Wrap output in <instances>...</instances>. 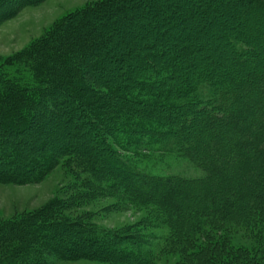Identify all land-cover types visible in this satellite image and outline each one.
<instances>
[{"label":"trees","instance_id":"1","mask_svg":"<svg viewBox=\"0 0 264 264\" xmlns=\"http://www.w3.org/2000/svg\"><path fill=\"white\" fill-rule=\"evenodd\" d=\"M153 1L76 11L20 53L29 76L0 70V182L73 155L91 181L152 207L174 264H264V0ZM118 135L201 175L141 172L111 147ZM83 199L1 221L0 264L150 262L144 235L69 222L61 210Z\"/></svg>","mask_w":264,"mask_h":264},{"label":"rangeland","instance_id":"2","mask_svg":"<svg viewBox=\"0 0 264 264\" xmlns=\"http://www.w3.org/2000/svg\"><path fill=\"white\" fill-rule=\"evenodd\" d=\"M24 1L0 0V70H7L10 73L19 69L22 75L29 76L17 60L20 53L43 38L57 22L101 0ZM148 1L149 4L154 2ZM127 29L131 30L130 27ZM89 73L94 81L101 80L106 74L97 70H90ZM55 117L56 115L53 114V119L51 118L54 120L53 124L50 123L47 127L46 134H51L53 128H58L59 131L60 126L54 125L57 121ZM59 135L58 133L57 137ZM120 136L115 137V139L119 138V141L112 142L111 147L128 165L141 172L156 176L201 175L200 170L195 168L189 160L177 152L161 150L155 143L147 142L145 136H132L130 140L122 139ZM75 159L73 155H62L49 171L31 181L0 182V222L31 214L47 208L56 201H69L73 195L82 194L83 200L61 210L69 222L82 219L79 217L83 216L89 224L104 230H120L127 234L144 235V240L150 244L148 249L152 254L148 264H174L176 256L163 251L165 248L161 237L166 228L156 219L158 216L154 214L152 207L134 203L121 192L120 194L109 192L98 182L91 181L88 172L83 171L76 164ZM87 178L90 179L89 184H87ZM91 186L94 187L91 189ZM252 235L247 233L249 239L245 238L242 240L243 243H249ZM235 238L237 239V236ZM49 263L103 264L92 260L56 261L54 258H50Z\"/></svg>","mask_w":264,"mask_h":264}]
</instances>
